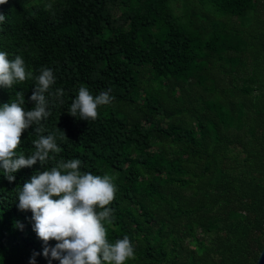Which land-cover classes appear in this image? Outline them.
<instances>
[{
    "label": "trees",
    "instance_id": "trees-1",
    "mask_svg": "<svg viewBox=\"0 0 264 264\" xmlns=\"http://www.w3.org/2000/svg\"><path fill=\"white\" fill-rule=\"evenodd\" d=\"M171 1L0 5V51L32 73L0 87V106L22 91L31 110L36 77L45 68L55 77L44 131L25 130L16 155H31L40 135L61 149L12 182L0 169V264H30L34 253L35 264H59L43 255L58 242L38 238L18 195L34 174L71 159L81 173L112 178L105 227L110 243L131 240L125 264L255 263L264 244V0H179L180 13ZM80 87L93 97L111 90L95 120L68 113ZM57 89L63 96L49 95Z\"/></svg>",
    "mask_w": 264,
    "mask_h": 264
},
{
    "label": "clouds",
    "instance_id": "clouds-1",
    "mask_svg": "<svg viewBox=\"0 0 264 264\" xmlns=\"http://www.w3.org/2000/svg\"><path fill=\"white\" fill-rule=\"evenodd\" d=\"M7 2L0 0V5ZM4 21L5 15L0 14V23ZM31 77L32 73L26 71L20 56L9 60L8 54L0 51V87L11 88ZM36 80L37 85L29 97L35 102L31 110H25L22 91L16 92L13 102L0 106V169L9 182L15 179L12 174L19 169L30 168L37 162L44 168L55 158L50 153L61 151L54 135L49 134L33 141L35 151L27 158L16 155L23 132L36 124L38 127L34 131L42 133L41 121L51 114L45 93L55 82L53 71L43 69ZM110 91L93 97L87 88L80 87L68 113L73 117L78 114L85 121L95 120L98 107L112 102ZM49 95L63 96V90L57 89ZM81 164L80 159L60 160L50 170L34 174L21 188L18 208L31 211L34 231L40 240L45 244L49 240L58 242L51 249L44 248L45 257L50 254L59 264H125L135 258L131 240L124 236L110 243L105 227V222H112L113 210L107 206L115 199L116 186L108 175L81 173ZM30 264H35V253Z\"/></svg>",
    "mask_w": 264,
    "mask_h": 264
},
{
    "label": "rangeland",
    "instance_id": "rangeland-1",
    "mask_svg": "<svg viewBox=\"0 0 264 264\" xmlns=\"http://www.w3.org/2000/svg\"><path fill=\"white\" fill-rule=\"evenodd\" d=\"M172 9L175 13H180V11L183 9V3L179 0H172L171 1Z\"/></svg>",
    "mask_w": 264,
    "mask_h": 264
},
{
    "label": "water",
    "instance_id": "water-1",
    "mask_svg": "<svg viewBox=\"0 0 264 264\" xmlns=\"http://www.w3.org/2000/svg\"><path fill=\"white\" fill-rule=\"evenodd\" d=\"M254 264H264V244H263Z\"/></svg>",
    "mask_w": 264,
    "mask_h": 264
}]
</instances>
